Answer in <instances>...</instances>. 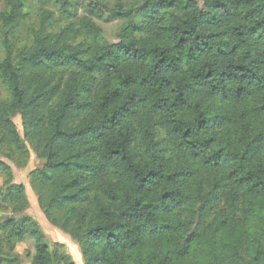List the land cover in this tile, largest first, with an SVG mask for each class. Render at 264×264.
Here are the masks:
<instances>
[{"label":"trees","instance_id":"1","mask_svg":"<svg viewBox=\"0 0 264 264\" xmlns=\"http://www.w3.org/2000/svg\"><path fill=\"white\" fill-rule=\"evenodd\" d=\"M4 1L8 31L24 2ZM108 1L56 33L44 14L15 56L4 33L0 151L26 162L31 143L38 206L84 264H264V0H117L127 23L99 46ZM0 175V250L28 235L32 264H76L23 215L2 161Z\"/></svg>","mask_w":264,"mask_h":264},{"label":"rangeland","instance_id":"2","mask_svg":"<svg viewBox=\"0 0 264 264\" xmlns=\"http://www.w3.org/2000/svg\"><path fill=\"white\" fill-rule=\"evenodd\" d=\"M25 18L20 20L15 26L8 31L4 30L0 21V63L3 60L2 40L4 33L8 32V39L12 45L14 56L19 50L28 49L33 44V32L36 31L43 19L44 14H48V21L45 28L48 32L56 33L65 25L78 23V21L87 16L91 7L95 6V0H23ZM126 8L136 7L134 1L125 0ZM117 5V0H109L104 6L91 15L93 22L102 29V37L98 40L99 46L114 44L118 41L122 26L127 23L122 20H112L109 16V11ZM8 9L6 2H0V13ZM134 22L137 19H133ZM0 98L2 100L9 99L8 88L0 80ZM16 131L21 139H23L21 120L19 116L13 118ZM25 145L29 151V157L26 162L21 157H17L6 149L0 151V161L6 163L12 171L13 183L22 185L25 189V194L28 201V206L24 211L25 216L30 217L38 229L44 235V241L50 251L58 253H66L70 255L76 264H84L78 245L56 227L52 226L45 218L40 210L37 197L30 186L29 175L32 171L40 169L42 162L37 159L35 150L31 143L25 141ZM24 166L19 164L24 163ZM4 178L0 175V191L3 192ZM10 208L0 210V221L11 216ZM17 216V215H16ZM19 217V215L17 216ZM62 245V247H58ZM33 242L29 236H25L21 241L14 244V247L9 249V245L4 244L0 250V259H5V264H32Z\"/></svg>","mask_w":264,"mask_h":264}]
</instances>
